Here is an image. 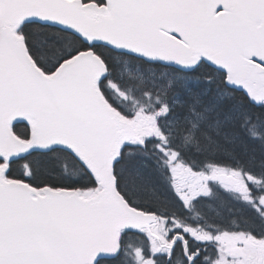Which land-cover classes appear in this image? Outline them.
Listing matches in <instances>:
<instances>
[{
  "label": "snow or ice",
  "instance_id": "snow-or-ice-1",
  "mask_svg": "<svg viewBox=\"0 0 264 264\" xmlns=\"http://www.w3.org/2000/svg\"><path fill=\"white\" fill-rule=\"evenodd\" d=\"M0 264H264V0H0Z\"/></svg>",
  "mask_w": 264,
  "mask_h": 264
},
{
  "label": "flooded vegetation",
  "instance_id": "flooded-vegetation-1",
  "mask_svg": "<svg viewBox=\"0 0 264 264\" xmlns=\"http://www.w3.org/2000/svg\"><path fill=\"white\" fill-rule=\"evenodd\" d=\"M209 215H215V213L218 211L217 206H213L212 208H206L204 209Z\"/></svg>",
  "mask_w": 264,
  "mask_h": 264
},
{
  "label": "trees",
  "instance_id": "trees-1",
  "mask_svg": "<svg viewBox=\"0 0 264 264\" xmlns=\"http://www.w3.org/2000/svg\"><path fill=\"white\" fill-rule=\"evenodd\" d=\"M217 210L226 214V209H222V208L217 207Z\"/></svg>",
  "mask_w": 264,
  "mask_h": 264
}]
</instances>
